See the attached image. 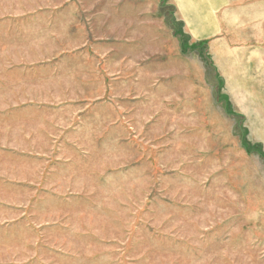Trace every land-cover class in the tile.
<instances>
[{
  "label": "rangeland",
  "instance_id": "374dc122",
  "mask_svg": "<svg viewBox=\"0 0 264 264\" xmlns=\"http://www.w3.org/2000/svg\"><path fill=\"white\" fill-rule=\"evenodd\" d=\"M0 264H264V0H0Z\"/></svg>",
  "mask_w": 264,
  "mask_h": 264
}]
</instances>
